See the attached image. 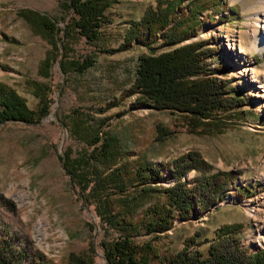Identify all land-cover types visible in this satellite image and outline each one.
<instances>
[{
  "label": "rangeland",
  "instance_id": "374dc122",
  "mask_svg": "<svg viewBox=\"0 0 264 264\" xmlns=\"http://www.w3.org/2000/svg\"><path fill=\"white\" fill-rule=\"evenodd\" d=\"M221 1L212 10L200 7L195 34L181 43L200 42L211 68L226 64L228 70L214 76L248 104L197 120L134 104L138 94L130 85L138 57L167 50L160 38L150 46L132 41L127 49L114 50L133 21L161 0H115L107 10L110 21L93 41L77 33L76 16L66 0H0V81L37 113L31 123H0V264H107L100 242L120 232L95 210L103 209L106 196L113 203H132L142 188L138 167L146 163L161 164L162 178L146 186L148 192L138 199L143 203L134 215L137 232L131 239H152L160 253H174L194 236L191 247L205 252L221 225L241 223L242 246L254 251L264 245V51L249 49L252 33L255 37L261 28L251 15L259 0ZM186 2L177 9L181 16ZM23 10L49 17L54 29L36 20L29 23ZM87 55L94 58L93 65L77 72L71 62ZM158 126L165 129L163 137L156 136ZM83 131L119 145L120 161L113 168L124 172L123 191L102 179L107 163L97 156L87 158L94 145ZM188 151L210 169H192L182 180L233 171L234 185L250 192L240 198L230 187L208 210L174 218L163 232H147L144 224L152 216L147 207L162 203V190L173 183L166 172L170 161ZM69 164L78 168V176L67 173ZM35 252L39 256L33 260Z\"/></svg>",
  "mask_w": 264,
  "mask_h": 264
},
{
  "label": "trees",
  "instance_id": "16d2710c",
  "mask_svg": "<svg viewBox=\"0 0 264 264\" xmlns=\"http://www.w3.org/2000/svg\"><path fill=\"white\" fill-rule=\"evenodd\" d=\"M114 1L66 0V8L76 16L73 26L77 28V33L88 41L98 39L101 28L110 21L107 10ZM181 2L182 0H161L155 9L148 8L139 20L133 21L128 27L124 42L114 49H127L132 41L150 46L158 38L161 39V45L168 47L159 53H148L138 57L134 80L130 85V90L138 94L134 104L183 113L197 120L211 118L216 113L232 112L248 104L239 92L229 88L224 81L214 76L216 72L227 71L226 64L211 68L204 59L206 50L201 48L200 42L181 43L190 34H195L199 24L196 14L200 7L207 5L209 6L207 9L212 10L224 2L187 0L186 12L182 16L177 13ZM20 13L29 23L36 20L50 30L55 27L54 21L45 15L31 10H23ZM93 63L94 58L90 55L84 56L80 61L76 59L71 62L77 72H82ZM36 119L37 113L27 107L25 99L14 88L0 81V123L8 120L31 123ZM156 133L157 137H163L166 132L164 128L158 126ZM83 135L85 138L89 137V142L94 147L88 157L84 154L82 156L89 159L94 156L100 157L108 164V169L106 168L102 176H99L115 182L119 190L123 191L124 172L118 170L119 168H113L120 161L119 145L113 139L102 137L96 132L83 131ZM98 142L99 145L95 146ZM62 157L64 161V156ZM68 162L66 158L65 164ZM92 167V172L96 174L97 166ZM160 167L161 164L139 165L136 177H141L142 188L132 203L127 200L113 203L109 196H106L103 209L95 210L109 225L120 232L115 239L100 242L107 264H264V245L254 251H249L247 247L241 245L239 233L243 227L241 223L221 225L205 252L191 247L195 244L194 236L185 240L181 249L174 253H160L152 239L141 242L131 239L130 235L137 232L134 215L143 203L138 199L148 192L146 186L162 178ZM192 169L205 172L210 167L194 151H188L170 161V167L166 172L173 179V183L162 190L165 193L162 203L150 204L147 207L152 213L151 218L144 224L147 232H163L171 227L174 218L187 219L191 213L198 215L199 212L208 210L225 197L230 187L240 198L246 197L250 192L245 186L234 185L233 171L204 173L189 180H182V177ZM77 170L78 168L72 167V164L67 167V173L73 177L78 176L75 173ZM144 170L148 173H143ZM188 181L192 183L189 186ZM78 182L80 183V180ZM85 185L83 184V189ZM38 256L39 254L35 252L32 259L36 260Z\"/></svg>",
  "mask_w": 264,
  "mask_h": 264
},
{
  "label": "bare ground",
  "instance_id": "6f19581e",
  "mask_svg": "<svg viewBox=\"0 0 264 264\" xmlns=\"http://www.w3.org/2000/svg\"><path fill=\"white\" fill-rule=\"evenodd\" d=\"M257 5L259 7L256 8L251 15L257 19V24H260L261 28L255 37L253 35L254 33H252L253 36L251 35V45L249 49L253 51H264V0H259ZM228 49L231 51L234 50V44H228ZM233 56L237 58L235 53H233Z\"/></svg>",
  "mask_w": 264,
  "mask_h": 264
}]
</instances>
